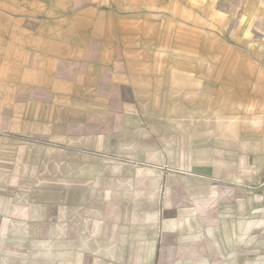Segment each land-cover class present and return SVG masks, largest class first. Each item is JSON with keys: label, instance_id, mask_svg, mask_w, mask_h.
Listing matches in <instances>:
<instances>
[{"label": "crops", "instance_id": "crops-1", "mask_svg": "<svg viewBox=\"0 0 264 264\" xmlns=\"http://www.w3.org/2000/svg\"><path fill=\"white\" fill-rule=\"evenodd\" d=\"M249 11L0 0V264H264Z\"/></svg>", "mask_w": 264, "mask_h": 264}, {"label": "rangeland", "instance_id": "rangeland-1", "mask_svg": "<svg viewBox=\"0 0 264 264\" xmlns=\"http://www.w3.org/2000/svg\"><path fill=\"white\" fill-rule=\"evenodd\" d=\"M219 2L222 4V6L224 8H231L234 11H238L239 8L243 5H250V11L249 14L251 17L252 16H257L258 14H262L258 13L257 11V5L259 4H263L264 0H219ZM237 14V13H235ZM242 195H253L255 194V190L254 189H246V192H242ZM262 209L264 210V205L262 207ZM264 229H256L254 230V234L259 235V237H261L262 239H264ZM260 255H262L264 257V251L260 252ZM252 256V255H251Z\"/></svg>", "mask_w": 264, "mask_h": 264}]
</instances>
